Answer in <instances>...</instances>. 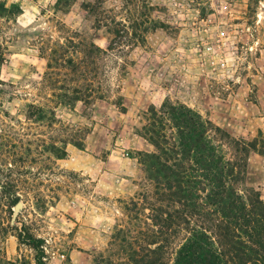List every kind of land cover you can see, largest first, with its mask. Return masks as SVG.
Wrapping results in <instances>:
<instances>
[{
    "label": "rangeland",
    "instance_id": "rangeland-1",
    "mask_svg": "<svg viewBox=\"0 0 264 264\" xmlns=\"http://www.w3.org/2000/svg\"><path fill=\"white\" fill-rule=\"evenodd\" d=\"M141 1L151 25L144 43L125 49L118 64L110 60V96L56 111L89 134L83 150L69 145L67 158L50 164L67 172L50 184L59 186V201L42 210L31 196L24 206L32 233L46 242V264H97L116 227L127 225L122 202L144 206L143 198L152 197L139 156L155 151L141 135L151 111L184 105L236 140L264 137V0ZM95 2L0 0V121L14 125L28 103L54 93L36 89L47 70L38 39L64 42L65 28L108 48L111 35L90 13ZM102 8L126 24L122 0ZM246 185L264 193V156L251 153ZM0 254L15 264H36L35 253L12 235L0 242Z\"/></svg>",
    "mask_w": 264,
    "mask_h": 264
},
{
    "label": "trees",
    "instance_id": "trees-1",
    "mask_svg": "<svg viewBox=\"0 0 264 264\" xmlns=\"http://www.w3.org/2000/svg\"><path fill=\"white\" fill-rule=\"evenodd\" d=\"M106 1L96 0L90 13L111 35L108 48L65 28L64 42L38 39L47 70L36 89L54 93L28 103L14 125L0 121V242L14 236L35 253L36 264H46V242L32 233L24 206L31 196L42 210L59 201V186L50 184L67 172L50 164L65 160L69 145L83 150L89 134L58 119L56 111L105 101L112 92L110 60L118 64L125 49L144 43L149 31L141 0H122L126 24L106 16ZM118 105L124 109L122 98ZM149 115L141 135L155 151L139 156L153 195L143 198L144 206L122 202L127 225L116 227L107 255L96 263L264 264V193L246 185L251 153L264 156L262 133L251 142L236 140L184 105L164 104ZM0 264L15 263L0 254Z\"/></svg>",
    "mask_w": 264,
    "mask_h": 264
},
{
    "label": "built area",
    "instance_id": "built-area-1",
    "mask_svg": "<svg viewBox=\"0 0 264 264\" xmlns=\"http://www.w3.org/2000/svg\"><path fill=\"white\" fill-rule=\"evenodd\" d=\"M223 66H224V64H223Z\"/></svg>",
    "mask_w": 264,
    "mask_h": 264
}]
</instances>
